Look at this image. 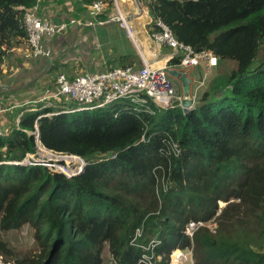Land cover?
<instances>
[{
    "label": "trees",
    "instance_id": "16d2710c",
    "mask_svg": "<svg viewBox=\"0 0 264 264\" xmlns=\"http://www.w3.org/2000/svg\"><path fill=\"white\" fill-rule=\"evenodd\" d=\"M36 2L0 0V75L10 50L27 46L22 17ZM104 2L113 8V0ZM146 2L150 32L160 20L194 52L232 60L235 69L220 94L206 89L186 114L179 101L168 109L150 102L149 113L124 100L23 112L0 135V231L30 225L38 253L20 260L0 236V257L12 264H104L105 246L113 264H138L137 229L136 244L159 242L154 264L189 248L195 264H264V62L253 67L264 0ZM35 133L40 146L82 158V170L67 178L45 166L8 164L37 151ZM171 142L176 155L167 153ZM212 218L214 231L206 224ZM189 221L204 223L191 237Z\"/></svg>",
    "mask_w": 264,
    "mask_h": 264
},
{
    "label": "built area",
    "instance_id": "2783aa9c",
    "mask_svg": "<svg viewBox=\"0 0 264 264\" xmlns=\"http://www.w3.org/2000/svg\"><path fill=\"white\" fill-rule=\"evenodd\" d=\"M39 1L37 0L35 5L27 9L22 17V23L27 37V46L23 53L25 58L49 57L50 50L44 46L43 39L63 32L69 23L75 22L74 19H70L68 22L62 21L58 23L43 20L38 15ZM86 8L87 15L95 17L103 11L105 2L104 0H96L86 6ZM113 9L114 13L105 21H88L87 25H93L95 23L103 24L113 21L119 23L125 29L126 33L130 35L132 33V26L127 22L122 11L119 10L116 0H113ZM149 36L155 46H166L171 50L170 58L180 54V67L189 68L197 66L200 63H204L207 67L210 65L208 64V58L212 56L211 52H194L190 46L179 42L169 27L160 20L154 21V26ZM48 98H54L56 100L65 99L66 101H72L77 106L73 110H65L64 112L98 109L121 100L131 104L134 111L144 109L149 112L148 104L150 102L158 108L168 109L172 107L174 102L180 100V97L175 93L171 77L164 72L163 67H155L148 63H143L139 67H114L96 73L76 75L72 78L64 73H60L55 78V85L52 88L43 90L41 99ZM0 135H3L1 130ZM35 142L37 145V151L35 153L26 154L19 161H7V163L22 166H45L50 171L62 173L67 178L79 173L85 165L82 158L53 152L40 146L39 141H36V134ZM39 151H49L59 156L50 161L41 155ZM167 153L178 154V144L171 142ZM58 158H69L71 163L76 164V166L72 169L65 160L61 162ZM219 212L220 210L217 211V213ZM203 224L202 222L189 221L185 228V234L191 237L195 229ZM140 232L137 229L134 237L131 239V244L140 247L143 251L138 264H152L154 260L153 248L159 242L150 241L146 246L136 244V237L139 236ZM173 257L171 264H185L186 258L180 250H175Z\"/></svg>",
    "mask_w": 264,
    "mask_h": 264
},
{
    "label": "crops",
    "instance_id": "0c3cea01",
    "mask_svg": "<svg viewBox=\"0 0 264 264\" xmlns=\"http://www.w3.org/2000/svg\"><path fill=\"white\" fill-rule=\"evenodd\" d=\"M116 1L119 10L122 11L127 22L132 26L130 35L126 33L119 23L113 21L87 25L88 21H105L114 13L113 8L108 9L105 7L101 13L91 17L87 15V8L82 5L81 0L42 1L38 12L50 22H68L70 19H74L75 22L69 23L63 32L43 39L44 46L50 50V55L47 58H25L23 53L26 47H14L10 50V55L4 60L3 64H7L15 72H18L19 77L13 85L3 82L1 86L5 89V96H10L12 88H17L19 89V95H24L25 97L23 96V98H26V100L20 102L21 105H18V102H13L10 108H8L9 103H5V106L1 109L5 114L0 115L2 117L0 118V130L2 132L4 130L1 127L4 126L3 129L8 128L10 130L14 123L17 124L19 117L25 111L46 108L61 111L69 109L71 106L77 107L73 105L72 101L64 99L67 103L63 101V103L55 104L48 101L46 106L42 103V105H37V107L33 103H40L41 96L32 101L28 100L34 94H42L43 89H45L43 87H47V81L52 73L49 72L51 65H55L58 67V71L60 70L56 76L65 72L64 74L70 78L114 67H139L143 63H148L155 67L166 66L167 61L170 59L171 50L166 46H155L151 41L149 36L151 18L148 13L146 0ZM191 69L189 67L185 72L190 79V93L193 92L195 95L194 91L196 88L191 90V84L194 82L189 76ZM5 72L6 69H3L1 76ZM208 80L214 82L215 75L209 74ZM196 87H198V84ZM17 107L20 108L19 117L14 118L12 115L13 120H11V115L8 112L14 111ZM3 134H6V132H3ZM109 263L113 264L111 261Z\"/></svg>",
    "mask_w": 264,
    "mask_h": 264
},
{
    "label": "rangeland",
    "instance_id": "374dc122",
    "mask_svg": "<svg viewBox=\"0 0 264 264\" xmlns=\"http://www.w3.org/2000/svg\"><path fill=\"white\" fill-rule=\"evenodd\" d=\"M208 61H209L208 64H210L208 67L204 66L205 65L204 63H200L197 66L190 67L192 69L190 70V72L188 71L189 76L194 80V82L191 84V90L193 88H196L194 91L195 95L193 94V92L191 93V95L195 99V103H196V100L201 96V94L206 91L205 88L210 89V91L217 88V87L219 89L222 88L224 86L223 84L226 81L227 76L230 74L231 70L235 69V67H236V63L232 60L216 61V59L213 58V56H210L208 58ZM262 61L264 62V37L261 39V41L259 43V49L257 52V56L253 62V67H255V65L262 63ZM176 68L181 69L183 71L188 69V68H184V67H180V66H177ZM3 69H6V72L3 76L0 75V110L3 108V106H5V103H9L8 108H10L13 105L12 104L13 102H18V105H21L20 102H23L24 100H26V98H23L24 95H19V93H18L19 89H17V88H12L10 96L4 95L5 89H3V87L1 86V83L7 82L9 85H13L15 80L19 77V73L15 72L13 69H11L9 66H7V64H5V63L2 65V70ZM58 72H60V70L55 71V73L50 74V79L47 81V87H43V88H45V89L46 88H52L54 86V84H55L54 79H55L56 74ZM209 74L215 75L214 82L213 81L210 82L208 80ZM171 80H172V84L174 86V90H175L176 95L180 97L181 89H180L179 82L172 79V78H171ZM197 84H198V87H196ZM42 95H43V93L42 94L41 93L34 94L33 96L29 97L28 100L29 101L35 100L39 96L42 97ZM41 97H40V101H41L40 103L41 104L40 103H33L34 106L36 105V107H37V105H42V103H44L46 106L48 101H51L55 104L63 103V101L65 100V99L64 100L63 99L56 100L54 98H48V99L42 100ZM64 102H66V101H64ZM73 105H75V104H73ZM19 109L20 108L17 107L14 111L8 112V114L11 115L10 116L11 120H13L12 115L14 118L19 117L18 116L19 115ZM1 114H5L3 112V110H1L0 115ZM0 118H2V117H0ZM14 121H15V119H14ZM12 123H13V121H12ZM3 127H1V129L4 130L3 132L7 133L9 131L8 128L3 129ZM39 152L41 153V155L45 156V158L50 160V161L59 156L58 154L56 155V154L49 152V151H43V152L39 151ZM58 160L61 162H64V160H65L72 169H74V167L76 166V164L71 163V160L69 158H65V159L58 158ZM219 205L223 206L221 203H219ZM206 224L211 231H214L213 228L215 226V220L213 218L211 220H209L208 223H206ZM34 234H35V229L32 228L28 224L21 226L19 229L0 231L1 238L5 242H7L9 247L13 250L15 257H17L20 260L23 258L34 257L38 253V248H37V244L35 242ZM180 251L183 253V255L186 258V261L184 262L185 264H195L194 260L192 258V249L191 248L185 249V250H180ZM174 252H175V250L171 252L170 259H169L167 264H171V261L174 258L173 257ZM102 258H103L104 264H110L109 262L111 261V259H110V256H108V249L106 248V246L103 249ZM157 259H159V257ZM11 261H12L11 258L7 259L4 257L3 258L0 257V264H12ZM152 264H154L153 261H152ZM172 264H176V263H172ZM177 264H181V263H177Z\"/></svg>",
    "mask_w": 264,
    "mask_h": 264
},
{
    "label": "water",
    "instance_id": "95a60500",
    "mask_svg": "<svg viewBox=\"0 0 264 264\" xmlns=\"http://www.w3.org/2000/svg\"><path fill=\"white\" fill-rule=\"evenodd\" d=\"M163 70L172 79L176 80L180 84L181 94L179 100V106L184 114L188 113L190 110L194 109L195 99L190 93V79L187 73L181 69L170 68L167 66L163 67ZM223 90H216L214 94H220ZM36 134V141L38 142V133ZM84 167V166H83Z\"/></svg>",
    "mask_w": 264,
    "mask_h": 264
},
{
    "label": "bare ground",
    "instance_id": "6f19581e",
    "mask_svg": "<svg viewBox=\"0 0 264 264\" xmlns=\"http://www.w3.org/2000/svg\"><path fill=\"white\" fill-rule=\"evenodd\" d=\"M133 1H135V0H133ZM132 16V15H131Z\"/></svg>",
    "mask_w": 264,
    "mask_h": 264
},
{
    "label": "clouds",
    "instance_id": "9594fccd",
    "mask_svg": "<svg viewBox=\"0 0 264 264\" xmlns=\"http://www.w3.org/2000/svg\"><path fill=\"white\" fill-rule=\"evenodd\" d=\"M177 250V249H176ZM179 250V249H178Z\"/></svg>",
    "mask_w": 264,
    "mask_h": 264
}]
</instances>
